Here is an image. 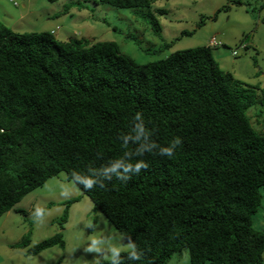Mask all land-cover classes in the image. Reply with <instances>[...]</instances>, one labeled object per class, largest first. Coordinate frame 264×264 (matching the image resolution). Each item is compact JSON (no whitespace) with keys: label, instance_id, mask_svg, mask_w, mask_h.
Listing matches in <instances>:
<instances>
[{"label":"trees","instance_id":"trees-1","mask_svg":"<svg viewBox=\"0 0 264 264\" xmlns=\"http://www.w3.org/2000/svg\"><path fill=\"white\" fill-rule=\"evenodd\" d=\"M84 1L119 9L153 2ZM256 101L210 47L138 65L113 42H62L0 22V218L64 173L124 244L137 245L140 258L122 252L120 264H168L185 250L190 264H263L264 232L252 217L264 190V135L246 116ZM177 137L174 155H161ZM117 161L149 167L106 173ZM86 178L97 181L90 190ZM67 218L65 210L61 230ZM64 246L58 233L34 246L27 235L11 248L37 256Z\"/></svg>","mask_w":264,"mask_h":264},{"label":"rangeland","instance_id":"rangeland-1","mask_svg":"<svg viewBox=\"0 0 264 264\" xmlns=\"http://www.w3.org/2000/svg\"><path fill=\"white\" fill-rule=\"evenodd\" d=\"M11 1L0 0V18L4 20L3 14H7L10 27L12 21L25 16L27 27L17 34L54 28L55 38L62 42L76 39L85 46L113 42L138 65L164 60L178 51L208 47L209 40L216 38L224 45L211 48L220 68L236 74V80L256 90V104L246 116L252 128L264 135V0H153L150 7L135 9L66 0L67 4L74 3L69 6L73 13L62 14L58 22L28 16L22 6L26 0ZM41 1L32 0L33 14L39 11ZM57 23L61 27L56 29ZM242 42L247 45L243 51L239 50ZM236 50L237 56L233 57L231 52ZM61 190L67 195L62 196ZM260 194L261 203L252 224L254 230L264 232V190ZM70 200L77 201L66 207L64 203ZM37 205L48 210L42 224L32 218ZM65 210L68 218L61 230L57 221ZM58 233L63 236L64 248L54 247L37 256H26L25 250L11 248L27 235L30 246H34ZM93 236L100 251L86 253L84 249L92 245ZM121 245H126L122 236L64 173L48 179L0 218V264H95L107 260L111 247ZM177 257H186L190 264L187 250Z\"/></svg>","mask_w":264,"mask_h":264},{"label":"clouds","instance_id":"clouds-1","mask_svg":"<svg viewBox=\"0 0 264 264\" xmlns=\"http://www.w3.org/2000/svg\"><path fill=\"white\" fill-rule=\"evenodd\" d=\"M54 35V34H52ZM136 119L140 120L141 119V115L140 113H137L136 115ZM145 135L144 132V128L142 123L141 124H137L136 125V135H135V140H140V138L142 136ZM127 139H132V137H126ZM181 144V139L179 137H177L173 143L167 147V148H163L161 149V155H166L167 157H171L174 155V149L176 148L177 145ZM149 147H154V145H151ZM149 167V165L147 163H145L144 161H139L137 162L135 165L132 164H125L122 161H117L116 163H114L112 165L111 168L106 169L105 172H111L114 173L115 175H117V177H121L123 174L121 172H118V169H123V173H128L129 171H134L135 173H139V170L141 168L147 169ZM127 178V177H124ZM97 183L96 180L91 179V178H86L83 180V184H84V190H90L93 188V185ZM101 187H103V185H101ZM61 195H67L66 192L64 190H61ZM48 214V210L44 207H41L39 205L35 206L33 212H32V218L33 220L38 223V224H42L45 221V217ZM90 226V224L88 225ZM92 240V245L85 248L84 251L87 252H99L100 249L98 247L95 246L96 241H95V237H91L90 238ZM137 245L131 241V238L129 237V242L126 245H121V246H116V247H111L109 249L110 251V256L105 257V259L109 260L111 262V264H120V254L122 252H127L128 256L130 259H139L140 257L137 255V251H136ZM95 264H99L98 261H95Z\"/></svg>","mask_w":264,"mask_h":264},{"label":"crops","instance_id":"crops-1","mask_svg":"<svg viewBox=\"0 0 264 264\" xmlns=\"http://www.w3.org/2000/svg\"><path fill=\"white\" fill-rule=\"evenodd\" d=\"M34 1V0H33ZM64 0H60L56 3L50 4L44 0L41 1V3L39 4V11L37 12V14H33V6H32V0H26L25 4H22L23 9H27V15L31 16L33 15L34 18H37V16L39 17V19L44 20L45 22H58L60 19V16H62L63 12H64V7L72 5L74 3L70 2V3H65L66 0L63 2ZM8 2L11 4L13 3L11 0H8ZM61 4V6H60ZM54 6V7H53ZM61 9V10H60ZM69 13V14H67ZM71 13H73L72 10L68 9L67 12L63 15H71ZM4 16V20L2 18H0V22L3 23L5 26H9L10 23H8V21H11V19L8 20L7 18V14H3ZM26 17L22 16L19 20L16 21H12L11 22V26L8 27L10 28L14 33H18V31H21L23 28L27 27L26 26ZM54 20V21H53ZM7 21V22H6ZM57 25H59V23H57ZM59 26H55V28L57 29ZM54 31V28L50 29L49 31H45V32H52ZM57 32L54 31V36H56ZM234 76L236 77V74H234ZM186 257H182L179 259V257H177V255H175L168 264H187V259L185 260ZM264 264V262H263Z\"/></svg>","mask_w":264,"mask_h":264},{"label":"built area","instance_id":"built-area-1","mask_svg":"<svg viewBox=\"0 0 264 264\" xmlns=\"http://www.w3.org/2000/svg\"><path fill=\"white\" fill-rule=\"evenodd\" d=\"M51 34H54V31H52ZM223 46L224 45L221 42L217 41L216 38H211L208 42V47H210V48L223 47ZM246 49H247V45L245 43L242 42L239 44V50L243 51ZM231 54L233 57H236L237 56V50L232 51Z\"/></svg>","mask_w":264,"mask_h":264}]
</instances>
